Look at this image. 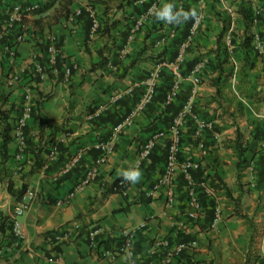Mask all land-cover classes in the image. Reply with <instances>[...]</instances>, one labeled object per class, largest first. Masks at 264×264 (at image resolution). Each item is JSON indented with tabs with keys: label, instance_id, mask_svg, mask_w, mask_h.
Listing matches in <instances>:
<instances>
[{
	"label": "crops",
	"instance_id": "0c3cea01",
	"mask_svg": "<svg viewBox=\"0 0 264 264\" xmlns=\"http://www.w3.org/2000/svg\"><path fill=\"white\" fill-rule=\"evenodd\" d=\"M9 1L0 0V3ZM35 1L43 6L47 0ZM172 1L180 8V0ZM237 1L227 0L232 7ZM158 2L160 6L165 0ZM245 2L264 17V0ZM202 3L194 5L204 19L177 62L173 53L178 52L176 39L180 29L175 31L165 22L156 24L149 15L146 24L127 41L128 27L139 11L137 1L135 7L122 0H72L70 10L81 8L82 11L74 20L56 16L57 3L27 15V36L16 45V59L10 60L4 54L0 60V108L8 110V121L12 124L19 115L27 90L36 114L27 120L24 128L25 160L18 163L14 159L17 141L12 136L8 158L0 163V217H8V226L4 236L0 232V241L11 233L9 220L15 207L20 201H27L12 195L7 189L8 182L14 189L25 184L34 196L18 217L20 241L16 245H4L7 242L4 240L0 246L3 247L0 264H128L127 254L111 258L100 252H113L120 245L122 230L142 222L146 225L133 245L134 264H157L163 254V246L157 242L162 239L191 244L172 264H264L261 244L264 189L259 156L264 138V82L258 78L254 81L252 76L257 69L264 81V50L254 57V67H245L250 78H242L243 62L234 57L240 51L234 43L227 44L224 35L218 40L222 22L210 8L211 0ZM104 7L109 9L104 11ZM88 8L102 19H116V25L106 33L98 30L91 33L90 21L85 16ZM259 20L254 25L264 38V19ZM236 21V29L230 34L235 42L242 34L238 29L242 25L239 16L235 17ZM47 33L56 36L58 56L46 69V77L40 78L37 65L45 61L46 51L41 41ZM11 36L13 32L8 37ZM102 59L105 62L101 65ZM132 59L134 63L129 65ZM199 60L203 65L198 74L199 83L195 84L189 72ZM217 62L221 71L214 67ZM157 64L160 67L152 79L155 89L151 101L137 110L133 121L115 135L114 149L97 166L95 178L65 200L82 169L93 165L98 155L94 144L109 139L113 128L134 110L147 87L148 74ZM124 68L125 74L119 77ZM9 74L18 76L12 85L5 80ZM217 77L218 85H214ZM174 80H178L179 91L170 103H165L166 85ZM216 87L223 96L220 103L215 96ZM188 102L191 112L182 127L179 158L200 159L203 168L209 166L192 170L191 183L176 171L175 198L168 205L164 189L154 190L152 185L164 168L173 119ZM197 118L208 122L199 138L191 134ZM156 132L163 136L156 140L149 156L139 160L140 144ZM236 132L242 145L247 146L239 158ZM52 137L57 152L48 157L49 148L54 146L49 141ZM199 139L204 143V154L198 146ZM38 147L45 162L30 172L33 152ZM74 156L78 161L63 171L64 164ZM130 166L142 172L139 182H128L124 192H108L106 184L119 176L121 169ZM213 171L225 182L231 196H226L223 189H216L211 197L202 188L206 174ZM192 197L202 205L211 199L213 206L220 208V219L215 226L210 205H203L197 219L187 216ZM126 204V211L114 212ZM94 227L100 229L96 241L107 240V248L97 251V247L88 245L87 232ZM57 245L58 249H53Z\"/></svg>",
	"mask_w": 264,
	"mask_h": 264
},
{
	"label": "built area",
	"instance_id": "2783aa9c",
	"mask_svg": "<svg viewBox=\"0 0 264 264\" xmlns=\"http://www.w3.org/2000/svg\"><path fill=\"white\" fill-rule=\"evenodd\" d=\"M144 0H138V2H142ZM203 0H198V4H201ZM218 3V9L227 13L229 16V27L224 34V38L226 43L230 42V33L235 27V17L239 16L238 13L235 11V8L232 7L227 0H216ZM38 1L35 0H10L7 4L0 3V41H2V47H0V60L3 58V55L6 54L10 60H15L17 55L16 45L19 42L25 40L27 36V29L28 24L25 21V18L28 14L33 13L35 9L39 7ZM157 8V4L152 2L149 8L136 16L135 20L131 24L127 34V41L133 39L135 33L144 26L145 21L147 20V16L152 15L154 10ZM264 9V7H263ZM81 13V8H76L71 12L68 16L69 20H74L79 14ZM87 16L90 21V32L94 33L98 30L100 25V20L97 13L88 8L86 10ZM203 20L201 11H198L196 19L193 21L190 29H189V36L183 40L178 46V52L176 55V60L180 61L183 57V53L185 49L190 45L192 41V35L197 31L201 22ZM168 24V23H167ZM16 26V29L14 28ZM15 29V30H14ZM13 32V36L8 37L10 33ZM7 37L5 40L4 38ZM45 39L47 42L46 45V58L45 64L37 65V71L40 78L46 77V67H51L55 61L56 57L58 56L57 48L55 47V39L56 36L54 33H47L45 35ZM253 48L257 52H262L264 50V40L260 37L259 33L253 34L252 40ZM203 61L199 60L190 70L189 76L193 83H199V72L202 69ZM160 64H157L155 68L149 72L148 74V81L147 87L143 92L142 96L137 101L135 108L133 111L127 115L124 120L116 125L113 128L112 136L106 140H100L94 144V148L99 150V154L96 157L93 165L84 167L80 173V176L74 185L72 191H70L65 200H67L76 190L80 189L82 186L87 184L88 182L92 181L95 178L96 168L98 165L102 164L106 161L107 156L110 152L114 149V138L115 135L120 132L126 125L130 124L133 121L134 114L137 110H141L145 107V105L151 101L154 95L155 85L153 82V78H155L159 72ZM66 74L69 73V67L66 69ZM16 74H9L5 77L6 83L8 85H12L17 80ZM179 91V83L178 80H174L171 83L170 88L167 90L164 98L165 103L171 102L176 94ZM24 102L22 104L21 111L17 118L14 120L13 128H12V136L17 141V148L14 154V159L16 162L21 163L25 160V154L23 151L24 148V128L26 126L27 120L32 116V109L33 104L30 98V92H27L23 96ZM191 112V104L188 102L183 105V107L179 110L176 116L173 119V127L169 132V142L166 146V159L162 174L160 177L154 182L152 188L154 190L163 188L166 203L172 204L174 201V184H175V177L176 171H180L184 177L191 183V175L190 170L192 169H200L203 168L204 164L201 162L200 159H191V158H179L180 152V136L182 133V127L184 126V122L186 120L187 115ZM208 125L207 120L205 119H195L193 122L192 128V136L195 138H199L202 130ZM163 136L161 132H156L145 141L140 144L138 150L139 160H143L147 158L155 145L156 140ZM198 146L201 149L202 153L204 154L206 149L202 140L199 139ZM262 149V167H263V177H262V185L264 189V138L261 144ZM57 148L55 146H51L48 150V157H52L56 154ZM78 161L77 157H72L69 161H67L63 166V171H67L72 165H74ZM202 188H205V192H210V196L212 193L216 191L215 188L212 187L210 184V179L207 178L206 182L202 185ZM34 196L33 192L30 190H26L23 194L22 198H25L27 201H20V203L15 207L11 217H10V226H11V235L14 238V245H16L20 241L21 237V230H20V222L18 217L21 216L27 208V202L32 199ZM202 211V206L198 199L192 197L190 199L189 208L187 209V216L189 218H197ZM220 219V208L215 205L214 206V218L212 225L215 226ZM145 226V222L141 224L126 228L122 230V241L120 245L113 251H102L100 255L107 256L109 255L113 258L116 254L124 253L127 254L130 259L128 264H134L132 260L133 255V245L134 241L136 240L138 232H140ZM77 227L75 226L74 230ZM100 233L99 227H94L87 232V236L89 239L88 245L91 248H96V236ZM163 246V254L158 260L157 264H172V260L175 258L180 257L183 250L190 246L191 244L188 242H172L170 243L167 239H162L157 242ZM261 244L264 247V224L261 229ZM3 254V247H0V256ZM58 264H78V263H66V262H58ZM259 264V263H255Z\"/></svg>",
	"mask_w": 264,
	"mask_h": 264
},
{
	"label": "trees",
	"instance_id": "16d2710c",
	"mask_svg": "<svg viewBox=\"0 0 264 264\" xmlns=\"http://www.w3.org/2000/svg\"><path fill=\"white\" fill-rule=\"evenodd\" d=\"M122 1L125 4H127V5L132 4L134 6H135L134 3H136V1H137V3L139 4L138 5L139 6L138 7L139 8V11H138V14L137 15L145 12L149 8V6L152 4V2H155L157 4V8L159 7L158 0H144L142 2H138V0H122ZM180 1L182 3L179 6L180 8H182L184 10H190V9H195L196 10L195 5L197 4L198 0H184V1L183 0H180ZM71 2H72V0H47L43 4V6H39L37 9H35L33 11V13L42 12L44 9H48L49 7H51L55 3H57V7H56V13H57V15L56 16H63L65 18H68V16L72 12L70 10V8H69V5L71 4ZM171 2L173 3L172 0H171ZM117 7H120V5L118 4ZM234 7H235V11L238 13V15L240 17V21L239 22H241V24L243 26V33L241 34L240 37H238V40H236V42H235L233 36L230 35V42L231 43H234L235 44V47L237 48V50L240 51L241 57L243 58V67L244 68L245 67L252 68V67H254V64H255L254 57H256L259 52H257L253 48L252 40H253V34L254 33L248 32V27L254 25V23L257 21V19H260L262 21L264 19V17L260 16L261 14H259L256 11H254V9H252L251 4H247V2H245V0H239V1H237L234 4ZM180 8H177V9H180ZM210 8L215 12V14H217V16L219 17V19L222 22V28H221V30L219 32V36H218V40L220 41L222 39L224 33L226 32V30L229 27V16L227 15V13H225V12H223V11H221V10L218 9V3H217L216 0H211ZM108 9H109V7H104V11H107ZM196 12L198 13L197 10H196ZM81 13H82V11H81ZM262 13H264V11ZM137 15H135V16H137ZM85 16H86L87 19H89L88 16H87V13H85ZM150 16L152 18H154L153 20H154V22L156 24H162L163 21L156 20L153 14L150 15ZM196 16L194 18H190L186 22H181L179 24H169L170 26L171 25L173 26V29L175 31L178 30V29H180V35L176 39V46H177V48H178L179 44L183 40H185L186 37L189 36V29H190L193 21L196 19ZM98 17H99V20H100V25H99L98 31H100L101 33L108 32L117 23V20L116 19H109L107 17L104 18V19H102V17L99 16V15H98ZM145 24L146 23H144V25ZM235 24H237V21H236ZM129 27H128V30H129ZM233 30H232V32H233ZM232 32L230 34H232ZM257 33H259L260 37L264 40V38L262 37V31L257 30ZM126 34H128V31H127ZM126 38H127V35H126ZM221 43L224 44L223 41H221ZM41 44L43 45V47L45 48V51H46L47 42H46L45 36L42 37ZM124 44H125V39H124V42L122 44V47H123ZM176 55H177V53L174 52L173 53V57L176 56ZM249 56H250V58H249ZM45 58H46V55H45ZM45 58H44V60H45ZM216 60L219 62V59L218 58ZM104 62H105L104 59H102L101 62H100V64L102 65ZM133 63H134V59H132L130 61V64L129 65H131ZM44 64H45V61H44ZM214 67L219 68L220 71H221V65H220V63L214 65ZM46 69H48V67H46ZM125 72H126V69L124 68L122 70V72L119 74V77L123 76L125 74ZM213 81H214L213 82L214 85H218L219 78L217 77ZM172 82L173 81H171L170 83H168L166 85L165 92H164V98H165V94H166L167 90L170 88ZM217 92H219V88L218 87H216V93ZM32 115H36L35 114V108L34 107L32 109ZM8 119H9V112H8V110L1 109L0 108V163H4L7 160V158H8V143L12 139L11 130L13 128V123L14 122H12V124H10V122L8 121ZM192 128H193V125H192ZM192 128H191V130H192ZM57 129H59V128H57ZM263 134H264V132L262 133V137H263ZM239 136H240L239 132H236L235 147H236V152H237L238 158L243 154V152L246 150V147H247L244 144L242 145V143L239 140ZM49 141H50L51 145L56 146V143L54 142L53 137L50 138ZM41 150L42 149L40 147H38L33 152V165L30 168V172H33L35 169L40 168L44 164L45 160L42 159L41 156H40ZM98 154H99V150H98ZM259 156H260V162L262 164V154L260 153ZM208 166H209V164H207L203 169H205ZM211 168L213 169V166ZM192 170H194V169H192ZM192 170H190V175H191V177L193 179V175L191 173ZM262 177H263V167H262ZM206 178L210 179V184L212 185L213 188H215V189H223L225 191L226 196H231V193H230L229 188L227 187V185L225 184V182L215 173V171H213V173H211V174L207 173L206 174ZM127 186H128V182L122 181V177L117 176L112 182L106 184V190L108 192H110V193H113V192H124L125 189L127 188ZM7 189L17 199H21L22 196H23V194L26 192V185L23 184L21 186V188L14 189L13 186H12V183L9 181L8 184H7ZM199 202H200V204L202 206V211H203V205L205 204V205H210V207H211L210 209L213 210V213H214V206H213V203H212L211 199H209L206 202H203L204 203L203 205H202L201 201H199ZM126 209H127V204L125 206H123V207H120V208L114 210V212L126 211ZM239 215L240 216H243V217H246V214L240 213ZM197 218H191V219H197ZM7 226H8V217L7 216H1L0 217V232L3 234V236H4L5 228ZM142 230L140 232H138L136 238H138V236L141 234ZM6 238L5 239H2L0 241V246L1 245L3 246L4 240L7 241L6 244H4V245H7V243L8 244H11V243L14 242V238L11 235V233ZM96 245H97V251H98V249L100 250V249H103V248H107L108 247L107 240H102V239L101 240L100 239H97ZM56 247H58V245L57 246H54L53 249L54 248L55 249H58Z\"/></svg>",
	"mask_w": 264,
	"mask_h": 264
},
{
	"label": "clouds",
	"instance_id": "9594fccd",
	"mask_svg": "<svg viewBox=\"0 0 264 264\" xmlns=\"http://www.w3.org/2000/svg\"><path fill=\"white\" fill-rule=\"evenodd\" d=\"M153 15L156 20L163 21L168 24H179L181 22H186L190 18H194L197 15V12L195 9H177L171 0H165V3L154 10ZM118 175L122 177V181L135 184L141 179L142 172L138 167L130 166L128 168L121 169Z\"/></svg>",
	"mask_w": 264,
	"mask_h": 264
},
{
	"label": "rangeland",
	"instance_id": "374dc122",
	"mask_svg": "<svg viewBox=\"0 0 264 264\" xmlns=\"http://www.w3.org/2000/svg\"><path fill=\"white\" fill-rule=\"evenodd\" d=\"M230 2V1H229ZM231 3V2H230ZM203 4V3H202ZM111 12H112V10H111ZM202 13V12H201ZM202 17H203V19H204V16L202 15ZM240 23V22H239ZM257 28V26H255V25H252V26H249L248 27V32H250V33H253V32H256V29ZM236 29V28H235ZM238 29H241V32H239L240 34L241 33H243V26L241 25V26H239L238 27ZM259 54V53H258ZM235 59H238L241 63L243 62V58L241 57V54H235ZM249 58H250V56H249ZM256 62H258V59L256 60ZM250 69V68H249ZM245 70H247L246 72H245ZM240 72H242V75H241V77L242 78H244V79H248V78H250V76H249V74H248V69L246 68H242L241 70H240ZM253 78H254V81H255V79H259V82H264L263 80H262V78H261V73L256 69V73H254L253 75ZM262 80V81H261ZM215 96L217 97V103H220V100L223 98V96H222V94L220 93V91L219 92H217V93H215ZM255 96H257L256 94H255ZM255 96H253V97H255ZM252 97V100L254 99ZM258 99V98H257ZM223 101V100H222ZM255 100H253V102H254ZM224 102V101H223ZM242 104H243V102H242Z\"/></svg>",
	"mask_w": 264,
	"mask_h": 264
}]
</instances>
